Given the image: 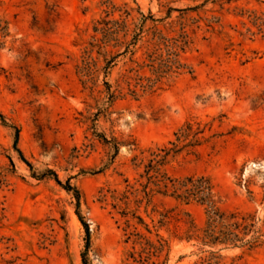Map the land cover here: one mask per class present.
Listing matches in <instances>:
<instances>
[{
  "label": "rangeland",
  "instance_id": "rangeland-1",
  "mask_svg": "<svg viewBox=\"0 0 264 264\" xmlns=\"http://www.w3.org/2000/svg\"><path fill=\"white\" fill-rule=\"evenodd\" d=\"M0 114V264H264V238L211 261L175 240L203 206L135 203L150 153L192 121L200 145L163 170L208 177L264 235V0H0Z\"/></svg>",
  "mask_w": 264,
  "mask_h": 264
},
{
  "label": "trees",
  "instance_id": "trees-1",
  "mask_svg": "<svg viewBox=\"0 0 264 264\" xmlns=\"http://www.w3.org/2000/svg\"><path fill=\"white\" fill-rule=\"evenodd\" d=\"M135 40V39H134ZM134 44V43H133ZM173 48L172 46H168ZM176 56V55H174ZM176 64L175 61L172 62ZM169 68L168 71H170ZM167 73V72H166ZM161 78V77H159ZM0 121L3 125H7L4 117L0 114ZM199 123L192 121H186L183 125L174 133L175 142L169 143L171 148L159 149L157 152L150 153V159L143 167V173L140 178H145L146 183L141 185L142 194L141 201H135V203H141L143 200L146 204L150 202L152 193L159 194L164 197H170L175 200H181L186 203L194 202L200 206H203L206 210V223L204 228H197L190 220L186 223V227L181 234H174L173 238L179 242H194L201 248H206L203 251L211 256L216 254L213 250L217 247L222 248H243L248 250L255 249L262 244L264 235L256 227L255 218L252 215H243L240 213H224L218 207L216 199V193L213 183L208 177L205 176H187L184 178H172L167 175L163 170V166L169 156H175L183 149H194L200 145L201 135L203 130L199 129ZM18 131L15 130V137L13 142V148L18 155V159L25 164L29 169L31 165L25 160L21 151L17 148ZM11 161V160H10ZM44 176H51L52 179L59 184L57 176L54 172L48 170L44 172ZM152 185L155 190H149L148 186ZM132 190L133 187H129ZM65 190L73 191L75 197L78 199V192L75 188L66 186ZM127 190L125 193H130ZM134 192H138L134 190ZM132 194V193H130ZM126 198V196H125ZM79 217V216H78ZM132 219L138 221V224H142V219L132 214ZM162 219H167L166 215H162ZM79 221L84 227L86 237L88 238V225L79 217ZM131 236L141 238L140 235L131 234ZM87 241V239H86ZM87 244V243H86ZM160 248H167L168 242L159 238ZM82 264H86L84 255L82 258ZM207 264H219L218 262H208Z\"/></svg>",
  "mask_w": 264,
  "mask_h": 264
}]
</instances>
